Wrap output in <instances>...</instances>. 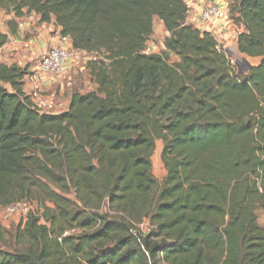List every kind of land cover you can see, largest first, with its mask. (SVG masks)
<instances>
[{
  "label": "trees",
  "instance_id": "1",
  "mask_svg": "<svg viewBox=\"0 0 264 264\" xmlns=\"http://www.w3.org/2000/svg\"><path fill=\"white\" fill-rule=\"evenodd\" d=\"M0 11L53 20L89 55L95 85L44 111L25 88L30 65L0 63V206L38 205L7 240L0 229V264H264V0L229 3L238 52L258 58L241 74L187 21L185 0H0ZM155 17L167 34L149 52Z\"/></svg>",
  "mask_w": 264,
  "mask_h": 264
},
{
  "label": "crops",
  "instance_id": "2",
  "mask_svg": "<svg viewBox=\"0 0 264 264\" xmlns=\"http://www.w3.org/2000/svg\"><path fill=\"white\" fill-rule=\"evenodd\" d=\"M185 2L191 9L187 17V21L189 23L193 24L199 30L212 33L218 42H225L226 40L230 42L233 40L234 47L237 50L236 35L239 30L235 28L229 18L227 21L224 20L219 22L218 24L202 21L199 17L198 10L201 8V5L204 4V0H185ZM31 16L32 17L26 18V21L21 22L22 24L18 26L16 35L9 34L8 26L6 22L4 23L3 19L1 18L2 20H0V30L4 33H8L9 36L8 41L0 47V63H16L19 66L29 64L30 69L33 70L35 67V63L41 55H43L51 47L62 45L69 48L70 51V57L68 58V61L64 66L63 72L55 77H49L45 74H39L36 78L34 87L38 90L51 88L55 92H57L58 90L61 91L68 89L71 91L77 90V86L80 85V82H78L79 79H77V69H80L82 71L86 67V61L89 58L86 52L73 49L70 37H66L65 40L62 41V37L58 35L59 27H57L53 23V20H51L50 22H37L36 24H30V21L38 20L37 16H34L33 14ZM22 18L24 19V17ZM8 19H12V15L5 14L4 20ZM158 20L159 23L163 26L162 21L160 19ZM24 32L26 34V37L22 36V33ZM166 34L167 32L164 30L163 35L165 36ZM147 51L152 50H149L148 48ZM241 56L252 59L254 61V64H256L258 61V58H250L243 54H241ZM28 84L29 85H26L25 88L26 90L29 89V91H31L32 84ZM94 86V83L90 82V84L87 86V90L93 88ZM68 99L69 95L67 96V99L64 100V104L55 107L59 109L54 112H59L65 109V106H67L68 103Z\"/></svg>",
  "mask_w": 264,
  "mask_h": 264
},
{
  "label": "rangeland",
  "instance_id": "3",
  "mask_svg": "<svg viewBox=\"0 0 264 264\" xmlns=\"http://www.w3.org/2000/svg\"><path fill=\"white\" fill-rule=\"evenodd\" d=\"M211 3H215V4L222 6L228 12L230 0H204V4L201 5V8L198 10V12L203 7H205ZM31 13L34 16H37L38 20L30 21V24H36L37 22H39V15H37L34 12L25 13L24 15H22V17H24V19L22 17L15 18L12 15V19L15 20L19 26L20 24H22L21 23L22 21H26V18L32 17ZM4 15H5L4 12L0 11V20L3 19V22L5 23L6 20H4ZM17 19H19V20H17ZM225 20L227 21L228 19H225ZM17 31H18V29L16 30V33H17ZM16 33L11 34V35H16ZM163 34H164L163 26L159 23V20L157 18H154V20H153V33L150 36L149 41L147 43V50L149 48V50H152L155 52L161 51L163 49L162 48V46H163L162 41L164 38ZM25 35H26L25 32L22 33L23 37H26ZM58 35H59V32H58ZM63 40H65V38H62V41ZM219 43L224 48L226 55L231 60V64L237 73L241 74V73L246 72L247 69L250 67V65L254 64V61L252 59L242 57L241 54H239V52L234 47L233 40L230 42H228V40H226L225 42L221 41ZM149 52H151V51H149ZM87 56H89V55L87 54ZM172 58L175 59L174 56H172ZM36 63H35V65H36ZM77 72H78L77 73V79H79L78 82H80V85H78L77 88L81 91L87 90V86L91 82L89 75H88V69L86 67L82 71L80 69H77ZM46 75L49 77L57 76L54 74H46ZM25 85H27V86L29 85L28 80L25 81ZM27 91H29V89H27ZM37 91L42 96V98H44L47 102L46 107H44L42 109L44 111L54 112V111H57L59 109V108H55V107L64 104V100L67 99V96L70 94L71 90H69V89L68 90H61V91L58 90L57 92H55L53 89L50 88V89H41V90L37 89ZM161 146H162V142L160 140H157L156 145H155V150H154V153L152 155V172L155 175V177L159 180H161L165 174V170H164L162 162L160 160ZM29 204L31 206V210L35 211L38 209V205L35 202L29 203ZM0 214H1V211H0ZM256 216H257V222L259 223V225L264 227V216L260 210L256 211ZM24 219L25 218L23 216H20V215H15V216H11V217H6L4 215L0 216V229L2 230L4 238L6 240L9 238V235L13 232V230L17 226V224H19ZM146 224L147 223L145 222L142 227L145 228Z\"/></svg>",
  "mask_w": 264,
  "mask_h": 264
},
{
  "label": "built area",
  "instance_id": "4",
  "mask_svg": "<svg viewBox=\"0 0 264 264\" xmlns=\"http://www.w3.org/2000/svg\"><path fill=\"white\" fill-rule=\"evenodd\" d=\"M199 17L202 21L216 24L229 18L227 10L215 3H211L203 7L199 11ZM69 57V48L62 45L51 47L39 57L34 69L31 70V73L27 76L28 83L32 84V89L30 91L32 100L39 108L46 107L47 102L34 87L37 76L39 74H61ZM29 203L25 200H17L7 205L0 206V216L4 215L6 217H11L20 215L26 218V216L32 211ZM79 231L80 230L77 228L68 229L64 232V235L78 233Z\"/></svg>",
  "mask_w": 264,
  "mask_h": 264
}]
</instances>
